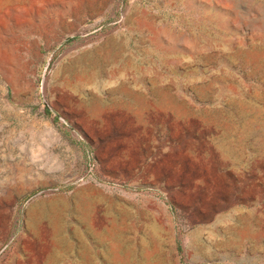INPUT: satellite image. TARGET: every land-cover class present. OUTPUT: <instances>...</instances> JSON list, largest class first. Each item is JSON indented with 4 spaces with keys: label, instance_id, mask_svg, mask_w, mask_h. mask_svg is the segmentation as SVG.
<instances>
[{
    "label": "rangeland",
    "instance_id": "1",
    "mask_svg": "<svg viewBox=\"0 0 264 264\" xmlns=\"http://www.w3.org/2000/svg\"><path fill=\"white\" fill-rule=\"evenodd\" d=\"M244 195L264 0H0V264H235Z\"/></svg>",
    "mask_w": 264,
    "mask_h": 264
},
{
    "label": "crops",
    "instance_id": "2",
    "mask_svg": "<svg viewBox=\"0 0 264 264\" xmlns=\"http://www.w3.org/2000/svg\"><path fill=\"white\" fill-rule=\"evenodd\" d=\"M215 228L230 231L229 249L235 264L256 261L254 254L264 255V196L248 195L232 197L225 211L217 209ZM248 246L246 250L244 247ZM248 253L247 259L244 257ZM254 256V257H253Z\"/></svg>",
    "mask_w": 264,
    "mask_h": 264
}]
</instances>
